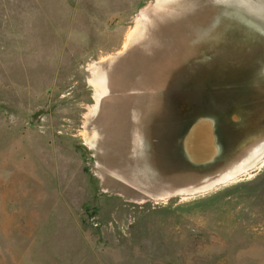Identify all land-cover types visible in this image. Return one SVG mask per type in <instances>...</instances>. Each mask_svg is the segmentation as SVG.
Here are the masks:
<instances>
[{
    "label": "rangeland",
    "instance_id": "374dc122",
    "mask_svg": "<svg viewBox=\"0 0 264 264\" xmlns=\"http://www.w3.org/2000/svg\"><path fill=\"white\" fill-rule=\"evenodd\" d=\"M216 1L0 0V264H264V154L211 184L264 140L236 149L231 116L249 102L233 30L264 28V0L249 23ZM187 54L205 70L186 120H215L221 147L189 176L157 146L144 166L130 121L143 93L183 86Z\"/></svg>",
    "mask_w": 264,
    "mask_h": 264
},
{
    "label": "flooded vegetation",
    "instance_id": "af4514ba",
    "mask_svg": "<svg viewBox=\"0 0 264 264\" xmlns=\"http://www.w3.org/2000/svg\"><path fill=\"white\" fill-rule=\"evenodd\" d=\"M197 31L195 35L199 39L195 38L194 41L213 43L221 40L219 36L223 30L221 28H201ZM233 31L237 35L248 36L249 38V40L247 39L249 41V54L246 57L244 55L239 56L238 64L235 65L237 67H234L231 76L234 88L237 84H246L249 94L246 112L243 111L245 115H242V119L240 118V121L244 122V126L241 129H235L237 135L235 148L237 149L244 143L255 140L264 134V33L259 29L249 27ZM192 45L194 44L189 43V47ZM200 51L206 52L204 49H200ZM185 58L188 69L185 72L186 81H184L183 86L179 90L173 89L169 92L143 93V96L138 98L141 100L137 101L136 108L132 109L130 121L137 129V132L133 134L135 135V142H137L136 157L144 166H148L147 163L154 154L153 152L158 151L155 149L157 146L174 161L178 160L182 163L180 168L189 176L192 171V164L184 147L193 122L191 119L189 121L186 119L191 114L189 101L194 95L192 84L197 81L196 76L204 72L205 69L202 66L198 67L191 60L190 54H187ZM239 114L241 113L239 112ZM239 114L233 112L231 116L234 117ZM153 136L154 138H152ZM140 142L145 143V149L140 146ZM263 142L264 140L256 148ZM204 169H197V171Z\"/></svg>",
    "mask_w": 264,
    "mask_h": 264
},
{
    "label": "water",
    "instance_id": "95a60500",
    "mask_svg": "<svg viewBox=\"0 0 264 264\" xmlns=\"http://www.w3.org/2000/svg\"><path fill=\"white\" fill-rule=\"evenodd\" d=\"M176 1L178 0H157L159 4L174 3ZM249 1H251V3L248 4ZM216 3L222 7L224 15L235 18L238 17L246 23L248 22V19L255 16L254 10H252L253 5L256 3L254 0H244L242 2L238 0H217ZM260 30L264 33L263 27H261ZM234 120L239 121L240 116H234ZM186 143L189 147V149L186 150L187 156L195 169L208 168L215 164L220 158L221 147L219 144L216 122L211 118H202L196 121L189 131ZM258 150H264V142L258 148L253 150L249 157ZM243 161L235 166L233 170L226 172V174H224L220 179L212 182L211 184L231 178L232 173L234 176L243 173L245 170H241L240 168ZM251 163L252 161L249 160L246 162V165Z\"/></svg>",
    "mask_w": 264,
    "mask_h": 264
},
{
    "label": "bare ground",
    "instance_id": "6f19581e",
    "mask_svg": "<svg viewBox=\"0 0 264 264\" xmlns=\"http://www.w3.org/2000/svg\"><path fill=\"white\" fill-rule=\"evenodd\" d=\"M255 13H256V11H255ZM254 13V14H255ZM258 14V13H257ZM158 17V16H157ZM215 20V19H214ZM249 22V21H248ZM253 24V23H252ZM256 24V23H255ZM259 26V25H258ZM256 27V26H255ZM242 28V27H241ZM259 29V28H258ZM99 75H101L100 73H99ZM102 76H104V75H102ZM101 76V77H102ZM102 80H104V77L103 78H99V83H102ZM100 85V84H99ZM99 89V88H98ZM139 140V139H138ZM137 141V140H136ZM139 142V141H138ZM142 143V142H141ZM140 143V144H141ZM145 144V143H144ZM135 145V144H134ZM145 146V145H144ZM143 147V146H142ZM145 149V148H144ZM188 149H189V147H188ZM264 150H261V151H255L248 159H245L244 161H243V164H241L240 165V168H241V170H245V169H247L250 165H253L254 163H255V160H257L261 155H263L264 154V152H263ZM144 153V152H143ZM110 157H111V164L109 165V170H111V169H114V168H117V169H120V170H122V165H121V161H122V157H123V154H122V152H112L111 154H110ZM249 160H251L252 161V163L251 164H249V165H246V162L247 161H249ZM232 176H234V174L232 173V175H231V177Z\"/></svg>",
    "mask_w": 264,
    "mask_h": 264
}]
</instances>
